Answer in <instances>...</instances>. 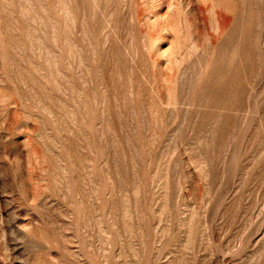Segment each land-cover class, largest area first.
I'll return each instance as SVG.
<instances>
[{
    "label": "rangeland",
    "instance_id": "obj_1",
    "mask_svg": "<svg viewBox=\"0 0 264 264\" xmlns=\"http://www.w3.org/2000/svg\"><path fill=\"white\" fill-rule=\"evenodd\" d=\"M0 264H264V0H0Z\"/></svg>",
    "mask_w": 264,
    "mask_h": 264
}]
</instances>
